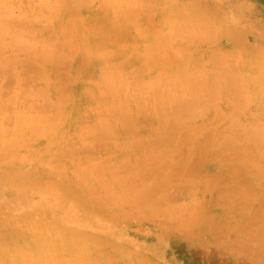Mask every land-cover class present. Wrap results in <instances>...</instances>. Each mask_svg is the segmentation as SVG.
<instances>
[{
    "label": "bare ground",
    "instance_id": "6f19581e",
    "mask_svg": "<svg viewBox=\"0 0 264 264\" xmlns=\"http://www.w3.org/2000/svg\"><path fill=\"white\" fill-rule=\"evenodd\" d=\"M31 1L34 5V1ZM45 1L49 8L46 6V11L44 7V9L41 8L42 11H45L43 14L34 11L37 9L35 6L38 5L37 10H41L39 9L41 2L34 5L36 9H33L31 3V9H33L31 12L33 13L29 12L25 16L18 13H5L0 10V87L6 86L8 89L16 82L19 85L25 83L24 86L28 87L25 92L23 85L22 92L20 88L16 91H14L15 87L9 88L13 91V95L12 91H5V88L0 90V96L6 97L5 91L11 92L13 97H2L0 101V117L7 113L3 116V119L4 117L6 119L10 113L8 117L12 119L8 120L10 123L6 119V123L11 126L4 127L5 122L0 118V122H2L0 124L2 125L0 126V141H4L0 143L2 144V146L0 145V190L5 193V197L0 200V264H159L154 253L158 252L162 245L153 248H146L143 245L133 246V244L130 247L123 246L114 241L115 239L113 240L114 233L112 231L108 228L102 229L98 225L97 219L116 225L115 223H118L121 217L133 215L130 210L121 211L125 204L131 203L128 196L130 193L141 192L140 196L136 195V200L139 202H134L137 205L140 203L141 206L148 201V198L150 202L155 203L154 198L159 197L157 195L160 194L159 190L168 187L165 184L167 180L164 179L166 176L170 182L175 178L173 179L175 186L180 183H176L178 176L170 175L171 177H169V174L174 173L171 169L172 173L166 175V172L160 171L167 169L159 170L160 168L156 165L155 169L159 170L161 175L160 180L157 179L159 182L155 180L154 187L152 180L155 179L157 171L154 173L155 170L153 171L152 167L150 168L153 171L152 174L143 173L144 166H148L147 163L153 156L154 158L155 156L162 157L159 160L161 165L159 161L151 160L154 162L153 164L159 163L160 166L163 164V157L169 160L175 157L172 164L170 162L165 164L167 168L170 164L173 167H181H179L180 170L178 168L173 170L178 169V172H175L176 174L181 173L180 177L184 175L183 179L188 177V180L182 181L183 185L196 183L194 181L205 182L199 179L197 173L200 164L208 156L213 157L211 158L213 161L216 159L217 161L214 162H219L220 171L218 170L219 172L214 174V177L212 176L213 185L209 182L212 186L208 187L216 192L215 195L218 193L216 195L218 197L214 196V198H220L221 191L223 192L225 185L228 184V178L230 179L228 170L231 168L237 170L234 173L240 174L244 178L250 174L258 178L264 177L263 125H252V128L248 127L249 130L245 129L243 125L241 131H233L229 128L231 123H234L233 121H236L240 116L252 117L253 112L249 111L251 107H255L257 110L253 113V117L264 115V46L249 42L245 31L237 26L239 24L225 21L224 19L227 20V18H225L223 10L213 6L208 0H102V6L95 5L94 0ZM3 2L4 0H0V5ZM24 2L27 1L24 0ZM11 4L14 5V3ZM18 5L21 7L22 4ZM27 10L29 9L27 8ZM154 19L159 21L160 25L155 22L159 27L154 26ZM9 51H13L14 54L9 53L7 56ZM23 80L25 82L21 84ZM34 84L37 86H33ZM185 96L192 99L182 100V97ZM3 99L4 101H2ZM41 99L43 102L40 101ZM25 102L30 104V107L25 106ZM5 103H9V105ZM22 104L25 108L29 107L30 109L26 110ZM152 117L157 119L158 125L148 128L149 125L145 126L147 121L155 126L149 120ZM238 119L240 120V118ZM236 122L238 123V120ZM256 122L254 123L256 124ZM258 122L264 124L262 121L260 123L259 119ZM8 127L13 129H10V132L11 130L14 132L12 134L14 136H9L12 138L10 140L7 136L9 131L6 133ZM235 127L237 128V125ZM147 129H150L151 132L150 141L152 140L158 146L155 148L154 144L155 153H152V150L150 153L143 152L144 158L141 161L145 163L142 165L144 171H138H141L142 175L147 174L148 177L144 176L145 181L151 179V183L148 184L153 186V193L151 189L146 190L141 187V183L137 180H142V184H147V182L139 179L137 174L134 177L125 171L126 176L122 175L121 170L125 167L123 166L121 170L118 169L122 162H119L117 164L119 167L115 169V165L112 166L113 162L110 161L118 153H132L134 149L138 150L134 148L135 146L139 148L141 145L140 147L144 149V144L149 141L146 142L149 137L144 136V131ZM232 136L234 139L229 142ZM21 137L25 138L24 141ZM229 138L230 140L227 142ZM26 141L30 144L28 145ZM91 142L92 144L93 142L104 144L105 147L111 145L114 146V149L110 154L102 155V159H95L91 155L95 153L94 146L96 147L97 144H93L92 151L89 150ZM170 145H174L173 150L169 147ZM83 150L85 154L88 153L87 151L89 153L92 151V154L85 155ZM218 150L221 151L219 157L216 153ZM97 153L95 154L99 155V152ZM128 153L127 159L130 154ZM147 155L150 157H145ZM135 156L133 157L132 154L133 159L139 158L138 155ZM178 159L179 166H177ZM180 161L186 165L188 176L182 174L185 173V170L183 171L184 168L182 169ZM137 163L136 160L133 164ZM127 164L131 165L128 162ZM138 164L135 166L138 167ZM151 164L149 163V166ZM128 165L125 164L129 168ZM139 165L141 166V164ZM131 167L128 170L136 169V167L135 169ZM150 169L148 168L149 172ZM125 170L127 169L125 168ZM205 173L208 175V172ZM210 175L212 174L210 173ZM136 177L138 179L134 180L133 178ZM140 177L143 178L141 174ZM190 177L193 182L189 179ZM208 178L210 179V176ZM131 180L136 182L133 181V183ZM185 181H188L189 184ZM160 183L164 184V187ZM204 184H208V179ZM250 185H254V183ZM243 186L241 185V189L245 193L241 191V195L243 200L246 201L247 198L248 201V192L246 193L248 187L245 189ZM156 188L158 192L155 191ZM176 188L177 186L173 190L179 191L177 194L180 195V190ZM182 189L183 187L181 191ZM173 190L167 192L169 195L164 194L165 190H162L161 192L165 196L161 193L162 199L157 201L164 202L163 199L166 196L170 197L173 194V198L172 196L170 198L173 199L175 205L183 207V204V206H179L180 202L174 200V198L178 200V197L179 201L183 200L181 199L183 195L181 198L180 196L174 197V194H177L173 193ZM192 190L194 189L192 188ZM198 190L200 189L198 188ZM204 191L202 192L204 193ZM225 191L227 190L225 189ZM254 191L249 194H253ZM230 192L233 193V191ZM142 193L148 196H146L147 201ZM182 193L184 194V192ZM152 194L153 196H151ZM193 194L195 195V191L190 195L193 197ZM141 195L144 197L143 199ZM259 196L258 198H260ZM167 197L166 199L173 203ZM195 199L197 198L195 197ZM195 199H193L194 201L190 199V202L195 204ZM228 199L232 201L231 198ZM241 199L239 198V201ZM132 200L134 201L135 198ZM142 200L145 202L144 204ZM205 200L201 201V207L198 205V209L195 208L197 211L194 209L195 215H197L196 220H198L196 225L197 221H194L195 227L193 228L196 229L188 231L189 234H187L194 239L197 237L198 243L201 241L204 245H209V238L217 225L213 221H209L212 216L208 217L212 213L209 214L208 207L212 206L216 199L214 202L209 197L207 201ZM252 200L249 199L250 202ZM211 201L212 204H208V206L207 203ZM134 203H131V206ZM196 204L199 203L196 202ZM145 205L144 207L149 209L152 204L147 206L146 203ZM163 205L164 203L161 206ZM155 206L157 207L151 208L153 212L159 207L156 204ZM223 206L227 207L228 205L226 203ZM244 206L241 205L242 208ZM263 206L257 207L262 208ZM134 207L132 209L136 208ZM184 209L182 211H185ZM256 210L259 209L256 208ZM161 211L162 215L165 212L169 213L167 208ZM242 211L244 210H241L239 214H242ZM210 212L213 211L210 210ZM188 213L190 214L192 211L189 210ZM139 214L140 212L137 216H140ZM144 215L142 218L146 216ZM177 215L179 214L177 213ZM195 215L194 217H196ZM169 216L172 217L171 214ZM184 217L183 215L182 218ZM256 217L259 216L256 215ZM175 218L173 219H178ZM234 218L233 216L232 219ZM262 218L259 220L263 221L264 218L263 220ZM179 220L178 223L182 221ZM239 220L242 221V218H238L237 221ZM249 220L248 223L251 222ZM152 221L150 220V223ZM248 223L246 225L249 226ZM184 224L180 225L181 228L179 225L178 228L175 225V230L180 228L184 232L186 227L190 228L188 222ZM221 224H225V230L228 224ZM243 224L245 223L239 224L238 228ZM231 229L230 231L234 232L232 231L234 229ZM242 230L239 228L238 231L237 229L238 232L241 231L240 233H243ZM245 230L244 232H246ZM260 231L256 232L257 237L261 235ZM251 234H244L248 237L246 242L248 239L254 238ZM226 237L225 234V239ZM164 238L166 239V237ZM236 240L238 244H241L245 242L246 238L242 239L243 241ZM216 241L214 245L218 243ZM219 242L221 241L219 240ZM231 242L232 245L228 244L233 246L234 241ZM260 243L262 246L261 241ZM210 244L212 245V243ZM219 246L222 247V245ZM261 246L255 249H260ZM247 247L249 249L250 246ZM239 249L243 251L240 246ZM244 253L246 255L250 252L247 250ZM235 254L237 255V252ZM250 254L252 255V253ZM257 254L259 253H254V255ZM257 258L259 257L256 256ZM248 259L250 260V258ZM259 264L261 263L259 262Z\"/></svg>",
    "mask_w": 264,
    "mask_h": 264
},
{
    "label": "rangeland",
    "instance_id": "374dc122",
    "mask_svg": "<svg viewBox=\"0 0 264 264\" xmlns=\"http://www.w3.org/2000/svg\"><path fill=\"white\" fill-rule=\"evenodd\" d=\"M8 1H10V2H8ZM13 1V2H12ZM23 3H22V2ZM27 2H28V4H27V2H24V0H4V2L0 5V10L1 11H3V12H5V13H7V12H10V13H14V14H22L23 16H25L27 13L29 14V12H31V11H33V9H36V8H34V5H38V2H41L40 3V7H39V9H41V8H45L46 6H47V8H49V6H48V3L45 1V0H33L34 1V5H33V2L31 1V0H26ZM31 1V2H30ZM95 1V5L96 4H98L99 6H102V3L103 2H101L102 0H94ZM208 1H210L209 3H212V5L213 6H217V7H219V8H221L222 10H223V12L225 13L224 15H225V18H227V20L226 19H224L225 21H227V22H232V23H238L239 25H237L238 27H240L242 30H244L245 31V36H246V38L248 39V41L249 42H251V43H253V44H255V45H258V46H264V0H208ZM223 1H225V2H223ZM19 2V3H18ZM223 2V3H222ZM227 2V3H226ZM11 3H14V5L13 4H11ZM31 3H32V6H33V9H31L32 8V6H31ZM17 5V7H16V5ZM18 4H22L21 5V7H24L23 9L20 7V5H18ZM24 4V5H23ZM227 4V5H226ZM27 5V7H25ZM39 6V5H38ZM38 6H35V7H37V9H38ZM9 7V8H8ZM239 7H241V8H239ZM17 8V9H16ZM27 8L29 9V10H27ZM43 8V9H44ZM47 8H45V11H46V9ZM36 9V10H37ZM34 10L36 13H45V11H42V9L41 10ZM33 12H31V14H32ZM229 13H231V14H229ZM231 18V19H230ZM261 20V21H260ZM157 23V25L159 24V21H157L156 19H154L153 20V23H154V26H156V23ZM160 25V24H159ZM43 26V25H42ZM156 27H159V26H156ZM254 31V32H253ZM226 40V39H225ZM227 41V40H226ZM9 53H13V51H9V52H7V56H9ZM14 54V53H13ZM13 80V79H12ZM5 81H6V79H5ZM5 81H4V83H5ZM1 82V81H0ZM10 82V81H9ZM14 82H16V81H14ZM22 82L24 83L25 81L23 80V81H21V84H22ZM27 82V81H26ZM6 83H8V82H6ZM3 84V83H2ZM1 84V85H2ZM11 84V83H10ZM14 84V83H13ZM16 84V85H15ZM14 85H12V86H9V88L11 89V88H14V91H16V89H18V88H20V90L21 89H23L22 88V85H19V84H17V82L15 83ZM18 85V86H17ZM24 85H25V83H24ZM23 85V86H24ZM27 86V85H26ZM33 86H37V84H34ZM25 87V86H24ZM1 89L0 90H4V88L6 89V86L4 87H0ZM8 88V87H7ZM9 88L8 89H6L5 91H12V90H9ZM35 88V87H34ZM26 89H28V87H25L24 88V92H25V90ZM4 91V94L6 95V97H4L3 95L2 96H0V101H1V99H2V97H4V98H8V96L9 97H12V95H13V91H12V95L9 93V92H5ZM23 90H21V92H22ZM2 92V94H3V91H1ZM15 93V92H14ZM17 93V92H16ZM1 94V93H0ZM13 98V97H12ZM191 100L192 98L191 97H188V96H185V97H182V100ZM9 100V99H8ZM2 101H4V99L2 100ZM40 101H42V99L40 100ZM8 102V101H7ZM10 102V101H9ZM24 102V100L22 101V103ZM43 102V101H42ZM26 103V102H25ZM5 104H7V103H5ZM11 104V103H10ZM24 104V103H23ZM22 104V106H24ZM7 105H9V103L7 104ZM26 105H30V104H28V103H26L25 104V106ZM25 106H24V108H25ZM30 107V106H29ZM29 107H27L28 109H30ZM27 108H25L26 110H27ZM255 107H251L250 108V112H253V113H255L257 110H256V108L254 109ZM5 113V112H4ZM252 113V117H253V114ZM7 114V113H6ZM6 114H4L3 116H5ZM10 114V113H9ZM9 114H8V116H9ZM3 116H1L0 118H2L3 119ZM7 116V121L10 119V120H12L11 118H9ZM12 117V116H11ZM252 117L251 116H246V118H245V116H240V117H238V118H240V120L237 118L236 119V121L238 120V123L236 122V121H233L234 123H231V126L229 127L231 130H233V131H241V130H243V125L245 126L244 128L245 129H250V128H252L251 126L252 125H254V126H262L263 125V127H264V124H259V122H258V119L260 120V123H261V121H262V123H264V115H262V116H259V115H255V117H253V119H252ZM256 117H258V118H256ZM5 119V117H4V119H3V122H5L4 124V127L5 126H11V124H9L10 123V121H8L9 123H6L7 121H5L6 120ZM149 120H151L152 121V123L155 125V126H152V124L151 123H149V121H147V123H146V127L148 126V128L149 127H156L157 125H158V121H157V119H155L154 117H152V119H149ZM0 121H1V119H0ZM249 123H248V122ZM255 121H257L258 122V124H257V122H256V124L254 123ZM239 122H241V123H239ZM245 122V123H244ZM236 123V124H235ZM243 123V124H242ZM246 123H248L247 125H246ZM250 123H252V124H250ZM0 124H2V122H0ZM8 124V125H7ZM233 124H235V126L237 125V128L235 127V126H233ZM241 124H242V126H241ZM250 124V125H249ZM238 125H240L241 126V128H240V126H238ZM0 126H2V125H0ZM253 126V127H254ZM4 127H2V128H4ZM234 127V128H233ZM248 127H250V128H248ZM262 127V128H263ZM9 128V127H8ZM7 128V129H8ZM12 128H13V126H12ZM11 127L7 130V132L6 133H8V131L10 130V129H12ZM264 129V128H263ZM13 130V129H12ZM11 130V132L9 131V135L7 134V136H8V140H10V139H12V138H10L9 136H11L14 132ZM149 130V131H148ZM148 132V133H147ZM247 134H250V132H247ZM12 136H14V135H12ZM144 136H146V137H149L147 140H146V144H144V149H143V147H140L141 145H139V148H138V146H135L134 148H137L138 150H136V149H134V151H132V153L131 152H127L128 154H129V160L126 158L127 157V153H118V155H116L115 157H112L111 158V162H113V163H111V165L113 166V165H115V169H117L119 166V168L118 169H122L123 168V166L128 170L129 168H130V166H132L134 169H135V165H137L139 162V164H141V166L138 164V167H136V169L135 170H133V171H130V170H125V168H123L121 171H122V175H125L126 176V174L127 173H130V175L131 176H136V174H137V177L139 178V179H143V182H147V184L145 185V184H142V180L140 181V180H137L138 178L136 177V178H133L134 180H137V181H139L140 183H141V187H144V188H146V190H148V189H151V191H152V193H153V190H152V187L156 184V181H157V179H159L160 178V175H161V173L160 172H166V175H167V173H170L171 171L172 172H174L175 173V175H173V174H169V177H176V176H178L177 178H176V180L178 181V182H176V183H179V184H181V185H179V184H177L176 186H177V188H178V190H180V192H181V194L180 195H178L179 194V191H174L173 190V188H175L176 186L173 184V182H174V180L173 179H175V178H173L172 180L171 179H169V180H171V182L170 181H168V177L166 178H164L163 176V178L165 179V180H167V181H165V184H166V186L168 185V189L166 188V187H164V184H162V183H160L161 185H163L162 187H164L165 189H163L162 188V190L164 191L163 193L164 194H168L170 191H172L173 190V193H178L177 195H175L174 194V197H177V196H180V198L182 197V195H183V197L181 198V199H183V200H180L179 201V197L177 198L178 200H176V198H174V200L176 201V202H180V205L179 206H181L182 204L184 205H182L183 207H178L177 205H175V203H174V201H173V199H171L170 197L172 196V198H173V194L172 195H170V197L168 196H166L167 198H170V200H171V202L173 201V203H174V206H173V203H170V201H168L169 199H166V197L163 199V201L164 202H162V201H157V200H161L162 199V196H160L161 195V191L162 190H159V192H160V194L158 193L157 195L159 196V197H156V198H154L155 200H154V202L155 203H153V202H150V200H149V198H148V201H147V195L146 194H143V193H146L145 191H143V195L146 197V198H144V197H142V195H141V197H142V199L144 198V199H146V203H147V206L148 205H150V204H152V205H150L149 206V209H147V207H144V206H146L145 204V202L143 201H140V202H142L144 205H141L140 206V203H138V205L140 206H138L136 203H137V201L138 200H136L137 198H136V195H139L140 196V193L141 192H139L138 193V191H135V192H133V194L132 193H130L128 196H129V198L131 199V203H134V202H136V203H134L132 206H131V203L129 204V205H127V204H125L123 207H122V209H121V211L122 210H124V209H126V210H130V212H132V216H134V217H125V216H123V217H121L120 218V220L118 221V223H115L116 225H117V227H116V225H114V223H109V222H104V221H101V220H99V219H97V221H98V225H100L101 227H102V229H109L110 231H112L113 233H114V238H113V240L114 241H116V242H119L121 245H123V246H126V247H130V246H132V244H133V246H145L146 248L147 247H149V248H153V247H158V246H160V245H162L160 248H159V250H158V252H156V253H154V255H155V257H156V260L158 261V263L159 264H259V262L261 263V264H263L264 263V254H263V252H264V249H261V248H264V241H262V239H264V225H262V224H264V220H263V216H264V204H263V201H264V177L261 179L260 177L258 178V177H255V176H253V174H250V175H247L245 178L244 177H242L240 174H237V173H234V171H235V169H233V168H231L230 170H228L229 172H228V175H229V177H230V179L228 178V181H227V185H225L226 187L223 189L224 191H225V189L227 190V191H225V193H224V191L222 192L221 191V193H220V195L222 196H220V198H214V196H216V195H218V193L215 195L214 193H216V192H214L212 189L210 190V186H212L213 185V177H214V174L216 175L219 171H220V168H218L219 167V162H214V161H217L216 159L213 161V160H211V158H213V157H210V156H208L207 158H209V159H207L206 158V160H203L202 162H201V164H200V167H199V171L197 172L198 174H199V179L201 180V181H205V182H203V183H200V182H198L197 183V181H194V182H196V183H192L193 182V179L190 177L189 179L192 181H190L192 184L191 185H187L186 183H188V181H185L186 183V185H183V183L184 182H182V181H184L185 179H187V178H185V179H183L182 177L184 176H179V174L181 175V173H177L176 174V172H178L177 170L179 169L180 170V166L178 165L179 164V159L177 160V166H179V167H173V166H170L172 163V161L174 160V159H176L175 157H173V158H170L171 160H169L168 158H164L163 157V160H162V162H163V164H162V166H160L161 165V161H159V160H161V158L162 157H160V156H155V158H154V156L152 157V159L151 160H153V161H156V162H158L159 161V163H160V165H159V163H156V164H153L154 162L153 161H151V160H149L148 158H146V159H148L149 160V163L152 165H150L149 166V163H147L148 164V166L147 167H145L144 166V168H145V171H144V168H143V164H145L143 161H141V160H143L142 158H144L143 156V152L144 153H146V152H149L150 153V151L152 150V153H155L156 152V149L155 148H157V144H155V143H153V141L151 140L150 141V136H151V132H150V129H147L146 131H144ZM22 138V137H21ZM230 138H231V141H229L230 140ZM229 139H227V142L229 141V142H232L233 141V139H234V137L232 136V137H230ZM23 139V141H24V137L22 138ZM152 139V138H151ZM20 141H22L21 139H19ZM22 141V142H23ZM4 142V141H3ZM3 142H1L0 141V143H3ZM26 143H28L27 141H26ZM25 143V144H26ZM151 143V144H150ZM24 144V145H25ZM30 143H28V145H29ZM92 144V142L89 144L90 145V148H89V150L91 149V148H93L92 146H94V145H96V147L94 146V149H98V148H100L99 150H94V152L95 153H97V152H99V155H97V154H95V153H93V154H95V155H93L92 154V151H91V153H89V151H87L88 153H89V155L88 156H90V154H92L91 155V157H94L95 159H102V155H104V156H106L107 155V153L108 154H110V152L114 149V146H111V145H108L107 147H105V146H103L104 144H99V143H96V142H93V144ZM156 146H155V145ZM1 146H2V144H0ZM3 145H5V144H3ZM99 145H101L100 147H99ZM106 145V144H105ZM97 146H98V148H97ZM103 146V147H102ZM109 146H110V148H109ZM154 146H155V148H154ZM87 147V146H86ZM105 147V148H104ZM113 147V148H112ZM171 149H172V147H174V145H170L169 146ZM83 148H84V146H83ZM108 148V149H107ZM150 148V149H149ZM153 148V149H152ZM169 148V149H170ZM2 149V148H1ZM87 149V148H86ZM104 149V150H103ZM85 150V149H84ZM84 150H83V152H84ZM101 150H102V152H101ZM173 150V149H172ZM105 151V152H104ZM171 151V150H170ZM88 153H86L85 154V152H84V154L85 155H87ZM101 153V154H100ZM216 153H217V156L219 157V155H220V153H221V151H216ZM106 154V155H105ZM132 154H133V157L135 156V155H138L139 156V158L137 157V158H134L133 159V157H132ZM101 155V156H100ZM146 155V154H145ZM104 156H103V158H104ZM118 157V158H117ZM120 157V158H119ZM136 157V156H135ZM145 157H150V155H147V156H145ZM157 157H160V158H157ZM123 158H125V159H127V160H125V159H123ZM137 160V164H133V163H135V161ZM158 159V160H157ZM115 161V162H114ZM126 161V162H125ZM132 161H133V163H132ZM147 161V160H146ZM145 161V162H146ZM212 161V162H211ZM119 162H122L121 164H119V166L117 165ZM127 162L128 163H131V165H128L127 164ZM141 162H143V163H141ZM166 162H170L169 164V167L167 168L166 167ZM176 162V161H175ZM181 163H180V165L182 166V169H183V171L185 172V173H182V174H186V165H184L183 164V162L182 161H180ZM214 162V164H212ZM174 163V162H173ZM210 163V164H209ZM217 163V164H216ZM125 164L126 165H128L129 166V168L127 167V166H125ZM133 164V165H132ZM146 164V165H147ZM175 164V163H174ZM203 164V165H202ZM212 164V165H211ZM156 165L160 168L159 170H162L163 168H166L165 170L166 171H160L159 172V170H156L155 169V167H156ZM183 165H184V167H183ZM210 165V166H209ZM168 166V165H167ZM174 166H176V165H174ZM131 167V168H132ZM153 167V168H152ZM173 167V168H172ZM209 169H208V168ZM138 168H140V169H138ZM143 168V169H142ZM147 168V169H146ZM148 168L150 169V168H152V170L154 171V173L157 171V173L155 174L156 176L154 177V178H152V179H154V180H152V181H154L153 183H152V185H149L148 183L150 182V180L151 179H147V181H145L144 180V176H147V174L145 175H142V173H140L138 170H143L144 172L143 173H151V172H153L151 169V171L149 172V170H148ZM175 168H178V169H176V170H173V169H175ZM202 168V169H201ZM158 169V168H157ZM169 169V170H168ZM170 169H171V171H170ZM181 169V170H182ZM211 169V170H210ZM164 170V169H163ZM219 170V171H218ZM127 173H126V172ZM176 171V172H175ZM182 171V172H183ZM237 171V170H236ZM235 171V172H236ZM135 172V173H134ZM171 172V173H172ZM205 172H208V175H207V173H205ZM213 172V173H212ZM124 173H126V174H124ZM141 174V176H143V178H141L140 177V174ZM153 173V174H154ZM158 173H160L159 174V176H158ZM200 173H201V175H200ZM205 173V174H204ZM210 173L212 174V175H210ZM134 174V175H133ZM152 174V173H151ZM236 174H237V177H238V179L239 178H241V179H236L237 177H236ZM129 175V174H128ZM162 175H163V173H162ZM171 175V176H170ZM264 175V174H263ZM150 176H153V175H150ZM149 176V178H151ZM186 176H188L187 174H186ZM208 176H210V179L212 180H210L209 178H208ZM213 176V177H212ZM128 178H129V176H127ZM148 177V176H147ZM147 177H145V178H147ZM161 177V178H162ZM185 177V176H184ZM201 177V178H200ZM248 177V178H247ZM132 178V177H131ZM182 178V179H181ZM205 178H207L208 179V184H204V183H206L207 182V179L206 180H204ZM198 179V180H199ZM124 180H126V179H124ZM133 180V181H134ZM156 180V181H155ZM160 180V179H159ZM163 180V179H162ZM188 180V179H187ZM128 181H130V180H128ZM132 181V180H131ZM132 181V182H133ZM248 181V182H247ZM131 182V183H132ZM134 182H136V181H134ZM133 182V183H134ZM157 182H159V181H157ZM182 182V183H181ZM209 182H210V184L212 183V185H210L209 184ZM241 182V183H240ZM244 182V183H243ZM258 182H260L259 184H258ZM140 183H138L139 184V186H140ZM151 183V182H150ZM163 183H164V180H163ZM175 183V184H176ZM236 183H237V185H236ZM254 183V185H250V184H253ZM137 184V183H136ZM159 184V183H158ZM189 184V183H188ZM203 184V185H202ZM238 184H240L239 186H238ZM149 185V186H148ZM172 185V186H171ZM180 187H179V186ZM183 185V186H182ZM196 185V186H195ZM200 185H202V186H200ZM205 185V186H204ZM241 185L246 189L247 187H248V189H247V191H246V193H247V195H248V201H247V198H246V196H244L243 195V197H245L246 198V201H245V199L243 200V198H242V193H241V191H242V187H241ZM262 185V186H261ZM138 186V187H139ZM157 186H159L160 187V185H157ZM175 186V187H174ZM191 186H193V187H191ZM194 186H195V188H194ZM230 186V187H229ZM134 187H135V185H134ZM141 187H140V189H141ZM155 187V186H154ZM183 187V189H182V191H181V188ZM185 187V188H184ZM188 187V188H187ZM202 187V188H201ZM206 187H207V189H206ZM208 187H210L209 189H208ZM176 188V189H177ZM194 189V190H192L191 191V189ZM198 188L201 190V189H203L202 191H204V190H207L206 192L204 191V193L202 192V191H200V190H198ZM205 188V189H204ZM136 190H137V188H135ZM139 188H138V190H140ZM166 189H167V191H166ZM186 189V190H185ZM244 189V190H245ZM185 190V191H184ZM255 190V191H254ZM2 190H0V200L1 199H3L4 197H5V193H4V191H2ZM132 191V190H131ZM141 191V190H140ZM156 192H158L157 191V188H156V190H155ZM154 191V192H155ZM190 191H191V193L192 192H194L195 191V195L193 194V197H192V195H190L191 193H190ZM209 191V192H208ZM210 191H213V192H210ZM229 191H233V193L232 192H230L229 193ZM236 191H238L237 193H236ZM240 191V192H239ZM252 191H254L253 192V194H258V195H253V194H249V192H252ZM256 191H258L257 193H255ZM168 192V193H167ZM182 192H184V194L182 193ZM187 192L189 193L188 195H187ZM198 192V194H196ZM236 194H235V193ZM243 192V191H242ZM162 193V194H163ZM206 193H207V195H206ZM213 193V194H212ZM243 193H245V192H243ZM263 193V194H262ZM133 196H132V195ZM151 194V193H150ZM149 194V195H150ZM163 194V195H164ZM203 194V195H202ZM259 194H261L260 196H259ZM169 195V194H168ZM202 195V196H201ZM212 196V199H211V196ZM240 195H241V197H240ZM132 196V197H131ZM151 196H153V194L151 195ZM165 196V195H164ZM191 196V197H190ZM197 198V199H195V197ZM205 196V197H204ZM210 198V200H213V202H214V200L216 199V201L214 202V204L212 205V206H210V207H208V210H209V214H211V215H209V217L208 218H210L211 216V218H210V220L209 221H213L214 223H215V225H217L218 227H220L219 229H218V227L216 226V228H214V230L212 231L213 233L211 234V236H210V238H209V245H204V243L202 242L201 243V241H199V243H198V241L197 240H199V239H197V237L194 239L193 237H189L188 236V231H193L194 229H196V228H193V227H195V225L198 223V220H196L197 219V215H195L196 214V212L195 211H197L196 209H198V205H200V207H201V201L202 200H205V201H207L208 200V197ZM224 196V197H223ZM231 196V197H230ZM252 196H254V197H256L255 199H253V197ZM258 196L260 197V198H258ZM188 197V198H187ZM203 197H204V199H203ZM207 197V198H206ZM216 197H218V196H216ZM225 197H228V198H231L232 199V201L230 200V199H226ZM235 197H239L241 200V202L239 201V198H235ZM132 198H135V200L133 201L132 200ZM150 198H152V197H150ZM160 198V199H159ZM202 198V199H201ZM235 198V199H234ZM192 201H194L193 199H195V201L197 202V203H199V204H196V202H195V204H196V206H195V204L192 202H190L191 200ZM222 199L224 200L223 202H222ZM249 199H253L251 202L249 201ZM151 200H153V199H151ZM259 200V201H258ZM167 201V202H166ZM181 201H183V202H181ZM219 201V202H218ZM225 201H227V202H225ZM229 201V202H228ZM231 201V202H230ZM255 201V202H254ZM257 201V202H256ZM139 202V201H138ZM149 202V203H148ZM184 202H185V204H184ZM234 202H236V203H234ZM245 202H248L247 204L245 203ZM249 202H250V204H249ZM252 202H254V203H252ZM141 203V204H142ZM164 203V207L163 206H161L162 204ZM167 203H169V204H167ZM191 203V204H190ZM225 205L226 203H227V205L229 206V208H228V206L226 207V206H223V204ZM229 203V204H228ZM230 203H233V204H231L230 205ZM240 203V204H239ZM245 203V204H244ZM261 203V205H259ZM158 205L159 207H161V208H157L156 210H155V212H157V210H159V209H161V210H165L166 208L167 209H169V213L171 214V216L173 217V218H175V215H177V213L179 214V215H177L176 216V218L175 219H177V220H174L172 217H170L169 215V213H166L165 211V213L162 215L161 213H162V211L161 210H159L160 211V213H159V211L157 212V213H155V212H153V208H156L157 206H155L154 207V205ZM177 204V203H176ZM179 204V203H178ZM187 204V205H186ZM211 205L212 204V201L210 202V203H207V205ZM221 204V205H220ZM253 204V205H252ZM167 205V206H166ZM169 205V206H168ZM194 207H193V206ZM208 205V206H209ZM232 205H234V206H232ZM236 205H238V206H236ZM241 205H245L243 208L241 207ZM246 205H248V206H246ZM131 206V207H130ZM133 206H135L134 208L135 209H132V207ZM165 206H166V208H165ZM173 206V207H172ZM188 206H190V207H188ZM191 206H192V208H191ZM222 206V207H221ZM230 206H232V207H230ZM239 206H240V208H242V209H240L239 208ZM252 206V207H251ZM260 206H263L262 208H258V207ZM142 207H143V209H142ZM176 207V208H175ZM186 207H188V208H186ZM233 207H234V209H233ZM137 208H139V209H137ZM152 208V209H151ZM172 208H174V209H172ZM184 208H186V209H188V210H186V209H184ZM196 208V209H195ZM225 208V209H224ZM231 208V209H230ZM247 208V209H246ZM255 208V209H254ZM256 208L257 209H259V210H256ZM170 209H171V212H170ZM182 209H184L185 211H182ZM191 209H193V210H191ZM194 209H195V211H194ZM136 210V211H135ZM148 210V211H147ZM177 210H178V212H177ZM181 210V211H180ZM189 210H190V212L192 211V213H190L191 215H193V216H191L188 212H189ZM210 210L211 211H213V212H210ZM220 210H221V212H220ZM230 210V211H229ZM233 210V211H232ZM240 210V211H239ZM241 210H244V211H242L243 213L242 214H239V212H241ZM247 210V211H246ZM254 210V211H253ZM150 211H152V212H150ZM168 211V210H167ZM173 211V212H172ZM186 211H188L187 213H185ZM194 211V212H193ZM229 211V212H228ZM237 211H238V214H237ZM246 211V212H245ZM253 211V212H252ZM136 212H137V214H136ZM140 212V216H137L138 215V213ZM226 212H228V213H226ZM141 213H143L142 214V216L144 215L145 217V219L144 218H142V216H141ZM185 213V214H184ZM251 213H252V215H251ZM255 213V214H254ZM155 214V215H154ZM174 214V215H173ZM181 214V215H180ZM228 214V215H227ZM237 214V215H236ZM255 215V217H254V215ZM183 215L185 216L184 218H182L183 217ZM190 215V216H189ZM194 215L196 216V217H194ZM256 215L257 216H259V217H256ZM261 215V216H260ZM148 216V217H147ZM151 218H150V217ZM162 216V217H161ZM170 217L172 220H169L167 217ZM180 218H179V217ZM215 216H217V217H215ZM233 216L235 217L234 219H232L233 218ZM153 217V218H152ZM157 217H159V218H157ZM161 217V218H160ZM189 217H191L190 219H189ZM194 217V218H193ZM215 217V218H214ZM226 217V218H225ZM228 217V218H227ZM244 217V218H243ZM263 217V218H262ZM94 218H97V217H94ZM149 218V219H148ZM166 218V219H165ZM218 218V219H217ZM223 218V219H222ZM238 218L239 219H241L242 218V221L241 220H239V221H237L238 220ZM252 218H256L257 220H255V219H253V220H255V221H253L252 220ZM261 219L262 218V220L263 221H261V220H259V219ZM148 219V220H147ZM152 219H153V221H155V222H153L152 221ZM161 219V220H160ZM179 219H181L182 221L181 222H179V223H182V224H179L178 223V221H180ZM251 220V222H249L248 223V220ZM132 220H133V222H132ZM150 220L152 221L151 223H150ZM185 220V221H184ZM207 220V219H206ZM218 220V221H217ZM220 220H221V222H220ZM223 220V221H222ZM226 220V221H225ZM233 220V221H232ZM234 220H236V221H234ZM246 220H247V222H246ZM249 220V221H250ZM165 223H164V222ZM167 221H169L168 223H167ZM172 221V222H171ZM194 221H197L196 223L194 222ZM208 221V222H209ZM225 221V222H224ZM232 221V222H231ZM252 221H253V223H252ZM258 221V222H257ZM261 221V222H260ZM139 223V225H138V223ZM141 222H142V224H141ZM146 222V223H145ZM188 222V225L190 226V228H193V229H188V227H186V230L184 229L183 231L184 232H182L181 230H180V228L183 226V224L184 223H187ZM207 222V221H206ZM234 222V223H233ZM242 224V223H245V224H243L244 225V228H243V225L241 226V227H239L240 228V230H242L243 231V233L244 234H246V233H252L251 235L252 236H254V238L255 239H257V240H255L253 237H252V239H248V242H246L247 241V236H245L243 233H240V232H238L239 231V228H238V226H239V224ZM260 222V223H259ZM127 224V225H125V224ZM131 223H133V224H131ZM144 223V224H143ZM152 223H154V224H152ZM178 223V224H177ZM194 223H195V225H194ZM221 223H226V224H228V225H230V226H228V225H226V229L224 230V228H225V224H221ZM246 223H248L249 224V226H252V227H249L248 225H246ZM252 223V224H251ZM122 224H124V225H122ZM148 224V225H147ZM157 224V225H156ZM159 224V225H158ZM191 224H193V225H191ZM219 224H221V225H219ZM258 226H257V225ZM113 225V226H112ZM129 225V226H128ZM138 225V226H137ZM152 225V226H151ZM166 225V226H165ZM175 225H177V228H178V225H179V227H180V225H182L178 230H180V231H178V230H175L176 228H175ZM185 225V224H184ZM188 225H186V226H188ZM232 225V226H231ZM235 225V226H234ZM236 225H237V227H236ZM246 225V226H245ZM254 225H256V226H254ZM143 226V227H142ZM149 226V227H148ZM172 226V227H171ZM221 226H222V228H221ZM121 228V230H120V228ZM125 227V228H124ZM148 229H146V228ZM174 227V228H173ZM198 227V226H197ZM236 227V228H235ZM245 227H247V228H249L248 230L245 228ZM261 227V228H260ZM129 228V229H128ZM155 228V229H154ZM156 228H158V229H156ZM171 228V229H170ZM174 230H173V229ZM228 228V229H227ZM234 229V230H232V229ZM145 229H146V231H145ZM149 229H151V230H149ZM215 229H216V231H215ZM230 229L232 230V231H234V232H231L230 231ZM237 229H238V231H237ZM246 229V230H245ZM262 229V230H261ZM171 230V231H170ZM220 230V231H219ZM235 230H236V232H235ZM244 230L246 231V232H244ZM251 230V231H250ZM261 230V231H260ZM118 231H122L121 233L119 232L118 233ZM132 231V232H131ZM141 231V232H140ZM145 231V232H144ZM150 231V232H149ZM156 231V232H155ZM222 231H223V235H224V237H223V235H222ZM225 231V232H224ZM248 231V232H247ZM259 231H260V233H261V235L260 236H256L257 235V233H259ZM127 232H128V234H127ZM154 232V233H153ZM158 232V233H157ZM218 234H217V233ZM221 232V233H220ZM257 232V233H256ZM262 232H263V235H262ZM124 233V234H123ZM153 233V234H152ZM188 233V234H187ZM215 233H216V235H215ZM256 233V234H255ZM120 234H122V235H120ZM134 234V235H133ZM174 234V235H173ZM176 234V235H175ZM220 234H221V236H220ZM225 234H226V236L228 237H226V239H225ZM237 236H235V235ZM239 234H241V235H239ZM124 235H126L125 237H124ZM129 235V236H128ZM164 235V236H163ZM172 235V236H171ZM181 235V236H180ZM216 236V239H215V236ZM219 235V236H218ZM243 235H244V237H243ZM138 236V237H137ZM161 236H163L162 238H160ZM167 236H169V237H167ZM232 236V237H231ZM239 236V237H238ZM241 236V237H240ZM248 236H249V234H248ZM256 236V237H255ZM124 237V238H123ZM164 237H166V239L164 238ZM187 237H189V238H187ZM213 237V238H212ZM222 237H223V239H222ZM234 237H236V238H234ZM250 237V236H249ZM263 237V238H262ZM128 238V239H127ZM147 238V239H146ZM159 238H160V240H159ZM174 238V239H173ZM185 238H187V239H185ZM245 238H246V240H245ZM260 238H261V240H260ZM180 239V240H179ZM213 239V240H212ZM221 241V242H225V243H221V242H219V240ZM235 239H243V240H245V242H242L241 244H238L237 242V240L235 241ZM129 240V241H128ZM165 240V241H164ZM186 240H187V242H186ZM191 241L192 240V242H190L189 243V241ZM217 240V241H216ZM224 240V241H223ZM242 240V241H243ZM250 240V241H249ZM253 240H255V241H253ZM258 240H260L261 242H262V246H261V243L259 244V242L260 241H258ZM124 241H125V244H124ZM128 241V242H127ZM131 241V242H130ZM153 241V242H152ZM159 241H161L162 242V244H161V242H159ZM196 241V242H195ZM215 241L216 242H218L217 244H218V246H217V244L216 245H214V243H215ZM231 241H234V245L233 246H231L233 243L231 242ZM257 241H258V246H257ZM145 243V245H144V243ZM164 242H166V243H164ZM195 242V243H194ZM142 243V244H141ZM194 243V244H193ZM210 243H212V245L210 244ZM226 243H227V246H226ZM228 243H231V245L230 244H228ZM240 243V242H239ZM191 244V245H190ZM196 244V245H195ZM199 244V245H198ZM201 244H203L204 246H206V248H209V249H206V248H204V246L203 245H201ZM239 245L240 246V248L242 247V250L243 251H241L240 249H239V246H236V245ZM155 245V246H154ZM201 245V246H200ZM219 245H222V247L221 246H219ZM229 245V246H228ZM246 245V246H245ZM261 246V248L260 249H255V248H259L260 246ZM208 246V247H207ZM247 246H250L249 247V249H248V247ZM251 246H253V248H251ZM172 247V248H171ZM221 249H220V248ZM233 249H232V248ZM247 247V248H246ZM204 248V249H203ZM224 248H226L225 249V251H224ZM243 248H245V249H243ZM251 248V249H250ZM230 249V250H229ZM236 249V250H235ZM239 249V250H238ZM254 249H255V251H254ZM161 250H163V251H161ZM218 250V251H217ZM247 250H248V252H250V253H252V255L250 254V253H246V255H245V251L247 252ZM252 250V251H251ZM184 253H183V252ZM233 251V252H232ZM169 252H172V253H169ZM237 252V255L235 254ZM241 252V253H240ZM238 253H239V255H238ZM254 253H259V254H257V255H254ZM164 254V255H163ZM231 254H233V255H231ZM243 256H242V255ZM248 254V255H247ZM226 255V256H225ZM234 255H236V256H234ZM238 256V257H237ZM253 256V257H252ZM256 256L257 257H259V258H257L256 259ZM261 256V257H260ZM263 256V257H262ZM163 259H162V258ZM236 257V258H235ZM170 258V259H169ZM248 258H250V260L248 259ZM179 259V260H178ZM201 260V261H200ZM248 260V261H247ZM256 260V261H255ZM259 262H258V261ZM263 262H262V261ZM161 261V262H160ZM168 261V262H167ZM217 262V263H216ZM252 262H256V263H252ZM258 262V263H257Z\"/></svg>",
    "mask_w": 264,
    "mask_h": 264
}]
</instances>
